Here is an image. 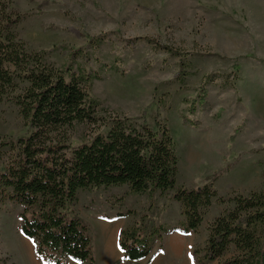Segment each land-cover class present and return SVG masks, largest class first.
I'll use <instances>...</instances> for the list:
<instances>
[{
    "label": "rangeland",
    "instance_id": "rangeland-1",
    "mask_svg": "<svg viewBox=\"0 0 264 264\" xmlns=\"http://www.w3.org/2000/svg\"><path fill=\"white\" fill-rule=\"evenodd\" d=\"M0 2L25 15L16 32L29 50L45 52L49 64L76 76H100L91 94L108 113L170 131L178 186L213 182L226 200L214 198L199 229L184 233L174 191L137 194L128 185L81 190L76 208L88 227L93 260L68 264H198L194 252L204 247L212 221L230 208V197L264 191V0ZM204 89L209 107L191 114ZM29 133L15 100L0 102V143ZM5 159L1 153L0 170ZM22 212L19 204L0 202V264H50L23 234ZM137 222L170 232L156 239L149 257L133 261L118 240ZM108 238L114 251L107 260Z\"/></svg>",
    "mask_w": 264,
    "mask_h": 264
},
{
    "label": "trees",
    "instance_id": "trees-1",
    "mask_svg": "<svg viewBox=\"0 0 264 264\" xmlns=\"http://www.w3.org/2000/svg\"><path fill=\"white\" fill-rule=\"evenodd\" d=\"M8 6L0 2V102L15 100L30 133L0 143V154L6 155L0 202L23 207L21 229L37 255L50 264L93 260L88 227L76 208L79 192L90 188L128 185L137 194L174 191L185 217L178 230L197 231L214 198L226 202L213 182L178 186L177 149L170 131L108 113L91 94L92 81L100 76H76L70 68L49 64L45 52L29 50L16 32L25 15ZM97 39L100 43L102 37ZM209 105L204 89L189 110L195 114ZM228 203L230 208L210 224L204 247L194 252L196 262L219 261L234 249L232 257L218 264H264V191L236 194ZM169 232L137 222L120 232L118 245L126 259L143 260L156 239Z\"/></svg>",
    "mask_w": 264,
    "mask_h": 264
},
{
    "label": "bare ground",
    "instance_id": "bare-ground-1",
    "mask_svg": "<svg viewBox=\"0 0 264 264\" xmlns=\"http://www.w3.org/2000/svg\"><path fill=\"white\" fill-rule=\"evenodd\" d=\"M111 231H113V230H111ZM106 251H105V257H106V259L108 260V259H111V255H113V253L111 252V251H114V250H112V247H113V243H112V240H111V238H108V244L106 245Z\"/></svg>",
    "mask_w": 264,
    "mask_h": 264
}]
</instances>
